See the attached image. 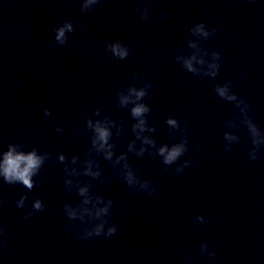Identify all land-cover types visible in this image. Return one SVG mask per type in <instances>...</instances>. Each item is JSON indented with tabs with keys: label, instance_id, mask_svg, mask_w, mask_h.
Segmentation results:
<instances>
[{
	"label": "clouds",
	"instance_id": "1",
	"mask_svg": "<svg viewBox=\"0 0 264 264\" xmlns=\"http://www.w3.org/2000/svg\"><path fill=\"white\" fill-rule=\"evenodd\" d=\"M103 0H79L80 12L85 15L95 13L96 6ZM136 11L141 19H147L151 0H134ZM160 18L164 19L165 12H160ZM80 31L87 30L86 24H81ZM76 31L71 19L62 21L58 26L52 28L54 39L49 42L50 48L65 46L69 42V34ZM219 32L216 26H209L205 21L194 23L188 29V37L185 44L189 52L185 54L184 45H177L174 53V60L184 71L197 77L198 79H208L214 81L213 90L218 98L233 105L234 111L229 118H225L221 127L230 129L223 132V147L228 153L233 151V146L239 144L244 138L240 135L246 131L247 140L251 147L248 149V158L251 162L264 157V129L256 122L252 115V106L247 97L240 96L233 91L232 80H225L223 83L217 81L220 68L223 63L221 50H217L213 45L212 49L203 46L204 41L214 39ZM84 43V42H82ZM105 50L110 53V58L124 60L132 55V48L125 44L121 38L115 40L104 39L102 41ZM98 46L93 43L92 49ZM147 74L134 73L131 82L121 85L114 93V102L118 109H127L131 118L130 133L132 139L125 141V151L117 154V143L113 137L121 138L125 134V120L122 116L113 119L108 114H102L101 109L92 108L91 115L83 117V126H77L74 136H87L89 146L84 151V159L81 160L79 154H74L70 158L63 152L57 151L55 161L63 165V184L68 193L75 192L79 197L75 203L66 200L62 204V211L69 221L65 225L66 230L73 231L74 239L77 241L90 238L103 237L108 239L118 232L115 223L109 224L112 218V208L115 201L106 197L101 192H93V182L100 184H110L112 179L118 178L124 185L133 192L153 196L158 189L155 182L141 177L134 163L129 162V155L143 158L147 154L152 160L160 158L163 165L161 171L168 172L172 165H176L173 175L179 176L185 168L194 167L196 161L192 159L179 162L180 158L189 151L188 121L175 116L165 117L166 133L174 143L158 144L155 134L158 132L155 124L150 123L149 116L155 119L152 108L145 101L151 99V89L153 83L146 79ZM143 80V84L137 86V81ZM237 82H246L247 73H240L236 77ZM37 107L40 102L34 101ZM87 107L91 108V104ZM43 117L47 121L53 116L49 107H43ZM209 120H213L212 112L206 114ZM227 115V114H226ZM96 117V119H93ZM54 131L62 134L65 127L61 124L54 126ZM179 134V135H177ZM24 143H8L6 150L0 147V183L7 185L20 184L29 192L37 185L43 184L41 178L51 171L49 162L53 159L52 153L41 150L33 145L29 150ZM201 144L195 146V151H201ZM247 147V144H245ZM101 160L107 162L111 171L104 173ZM85 178V179H82ZM3 202L0 194V203ZM17 209L26 206L29 210L24 213V219H29L36 212L45 211V205L39 198H34L29 205L27 193H22L15 201ZM193 220L201 226L211 223L210 218L203 215H196ZM74 222H79V227H74ZM107 225V227H106ZM6 229L0 224V249L8 246L9 237L5 235ZM198 250L202 256L215 257L214 250H210L206 242L198 245ZM194 257L185 256L180 260V264H190ZM147 264V262H145Z\"/></svg>",
	"mask_w": 264,
	"mask_h": 264
}]
</instances>
